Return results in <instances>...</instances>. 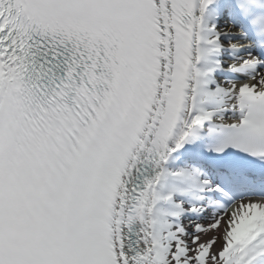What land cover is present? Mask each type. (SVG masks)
Segmentation results:
<instances>
[{"label":"snow or ice","instance_id":"6c2138e0","mask_svg":"<svg viewBox=\"0 0 264 264\" xmlns=\"http://www.w3.org/2000/svg\"><path fill=\"white\" fill-rule=\"evenodd\" d=\"M0 264H264V0H0Z\"/></svg>","mask_w":264,"mask_h":264}]
</instances>
